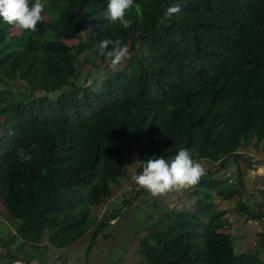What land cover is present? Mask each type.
Wrapping results in <instances>:
<instances>
[{
  "label": "trees",
  "instance_id": "16d2710c",
  "mask_svg": "<svg viewBox=\"0 0 264 264\" xmlns=\"http://www.w3.org/2000/svg\"><path fill=\"white\" fill-rule=\"evenodd\" d=\"M108 2L42 0L36 32L0 19V199L17 228L0 240V260L17 259V237L35 250L67 248L91 231V249L118 217L99 224L92 207L112 197L128 159L139 154L140 173L144 161L186 148L210 164L192 190L196 209L151 227L141 264H264V230L259 248L238 255L214 200L240 195L242 177L232 185L220 172L239 163L246 143L264 140V0H134L139 12L127 14V29L104 19ZM174 4L181 11L160 23ZM105 38L127 44L131 58L78 83L81 55L108 68L97 46ZM32 144L38 150L25 163L17 150ZM244 202L248 218L264 222V210Z\"/></svg>",
  "mask_w": 264,
  "mask_h": 264
},
{
  "label": "rangeland",
  "instance_id": "374dc122",
  "mask_svg": "<svg viewBox=\"0 0 264 264\" xmlns=\"http://www.w3.org/2000/svg\"><path fill=\"white\" fill-rule=\"evenodd\" d=\"M68 42L77 44L79 40ZM92 56V53L80 56L81 72L78 83H83L88 78H91V81L100 79L113 71L109 67L100 71L92 68L89 60ZM3 121L4 117H0V138ZM254 142L253 140L246 143L241 148L243 157L239 163L232 159L228 168L220 172V175H225L224 179L228 183H233L232 185L238 183L240 175L245 184L244 190L240 195L235 194L231 198L218 193L214 198L215 210L226 211L224 219L231 223L226 228V232L231 233L238 255L259 248L258 235L264 230L262 220L249 219L247 212L242 211L240 207V202L245 200L244 203L250 209L264 210V140L259 146H256ZM128 160L133 161L127 162L126 175L111 184L112 197L107 198L105 203L92 207L91 216L99 224L113 211L118 214V217L103 225L91 249L92 233L90 231L73 246L67 248L49 246L35 250L22 245L21 238L17 237L15 244L10 247L11 254L29 264H141L140 244L148 235L150 228L160 219L167 220L169 216L175 215L182 209H196L192 192L194 186L171 191L159 198H153L146 190L137 193L140 187L134 182L133 177L139 174L141 160L137 152ZM194 160L199 161L204 168H210L208 160ZM9 216L0 199V240L4 242L14 237L17 232L14 220H10ZM97 222L91 229L96 228ZM161 227H163L162 224ZM167 227L166 225L165 229ZM43 242H48L47 238H44ZM21 245L22 249H20ZM262 255L264 257V250ZM9 262V258L0 260V264H9Z\"/></svg>",
  "mask_w": 264,
  "mask_h": 264
},
{
  "label": "clouds",
  "instance_id": "9594fccd",
  "mask_svg": "<svg viewBox=\"0 0 264 264\" xmlns=\"http://www.w3.org/2000/svg\"><path fill=\"white\" fill-rule=\"evenodd\" d=\"M134 6L139 12L140 6L134 4V0H109L104 19L109 24H118L127 29L133 23L127 14ZM44 11L45 4L42 3V0H34L31 5L30 0H0V19L22 31H38V23L45 19L42 14ZM180 11L178 4L168 6L159 22L170 21ZM97 46L99 54L105 58L108 67L113 71L119 70V67L131 58L127 44H123L119 38L115 40L102 39ZM37 150L38 146L32 144L29 149H18L17 155L27 163L33 159L31 153ZM205 174L206 169L202 164L192 158L188 149L182 148L171 159L160 156L144 161L142 172L135 175L133 180L140 188L149 192L153 198H159L171 191L195 186Z\"/></svg>",
  "mask_w": 264,
  "mask_h": 264
},
{
  "label": "water",
  "instance_id": "95a60500",
  "mask_svg": "<svg viewBox=\"0 0 264 264\" xmlns=\"http://www.w3.org/2000/svg\"><path fill=\"white\" fill-rule=\"evenodd\" d=\"M9 264H29L27 261L21 260V259H15L11 262H9Z\"/></svg>",
  "mask_w": 264,
  "mask_h": 264
}]
</instances>
